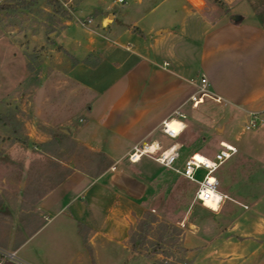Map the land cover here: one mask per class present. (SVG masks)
Segmentation results:
<instances>
[{"label":"rangeland","instance_id":"rangeland-1","mask_svg":"<svg viewBox=\"0 0 264 264\" xmlns=\"http://www.w3.org/2000/svg\"><path fill=\"white\" fill-rule=\"evenodd\" d=\"M3 1L12 7L0 10L1 249L9 252L18 247L17 257L34 264H77L78 261L81 264H264V110L258 112L262 119L258 127L246 129L248 112L228 104L205 98L192 104L194 109L190 113L191 104L183 108L188 114L182 131L185 144L176 165H181L193 150L212 154L220 140L237 147V152L216 172L217 189L231 198L225 199L217 211L195 201L194 183L170 169L145 156L134 163L126 156L121 158V166L133 177H149V173L157 171L167 174L161 181L159 176L152 179L155 190L149 196L151 202L145 206L155 220L144 243L135 252L131 251L130 230H134L138 218L129 226L125 246L117 245L109 252L100 250L97 258L87 244L82 245L86 238L81 240L77 231L85 235L88 228L81 227L71 217V214L77 217L74 211L83 202L81 194L71 200L81 183L68 189L67 183L62 184L44 199V204L51 200L49 208L42 212L34 209L33 201L65 172L62 163L87 167L99 160L97 155L91 156L74 145L59 130L74 124L85 127L80 119L88 118V114L86 108L79 107L85 100L83 97L91 95L81 90L66 73L74 61L67 49L79 55L86 49L81 42L75 46L69 42L68 48L64 45L68 37L84 39L94 34L93 30L100 24L95 22L101 5L105 7L112 0H58L55 8L45 0H28L26 9L14 7L18 0H0V3ZM179 3V0H124L114 3L113 11L122 20L148 29L180 20V13L168 11L171 5ZM186 3L194 11L192 16L206 20V24L224 13L216 4L211 9L213 3L208 0H186ZM228 3L234 14L249 19L252 12L264 26V0H250L249 4L240 5H235L234 0ZM87 8L93 10L88 12ZM109 10L101 14L106 15ZM189 36L190 31L186 32L183 43L192 46L190 40H185ZM196 59L192 46L185 61L193 67L192 77L198 73L193 66ZM150 76L146 81L130 85L122 79L108 95L100 96L107 104L126 87L121 99L126 106L118 103L113 106L104 123L111 130L100 123L104 140L120 133V129L126 130L137 117L142 116L144 120L157 117L159 107H153L145 118V110L152 103L167 104L161 90L156 93L152 90ZM185 77L183 74L179 86L187 96L196 88ZM103 107L100 104V113ZM144 123L147 128L141 134L152 125L149 120ZM157 134L158 128L150 136ZM203 174L204 170L199 169L195 177L201 179ZM162 233L168 235L160 241Z\"/></svg>","mask_w":264,"mask_h":264},{"label":"crops","instance_id":"crops-1","mask_svg":"<svg viewBox=\"0 0 264 264\" xmlns=\"http://www.w3.org/2000/svg\"><path fill=\"white\" fill-rule=\"evenodd\" d=\"M179 1V4L171 5L168 11L170 14L180 13V20L165 26L142 29L135 22L124 21L116 16L113 8L117 1L112 0L105 7L101 5L100 16L95 22L100 24L93 30L94 34H88L84 39L68 37L65 41L64 46L67 48L68 45L71 46L70 43L75 46L81 42L86 49L81 50V55L76 54L73 49H67L74 61L66 73L81 90L91 95L83 97L85 100L79 107L86 108L88 114V118L80 119L85 127L82 129L77 124L70 125L66 127L69 133H62L89 155H97L99 160L89 163L87 167L62 163L61 168L65 172L61 179L50 184L47 190L33 201V207L39 212L45 211L49 208L51 200L45 204L43 201L54 189L65 183L67 189L81 183L78 191L71 195V200L81 194L84 196L83 202L74 211L77 217H73L72 214L71 217L78 225L80 223L81 227L88 228L85 235L83 232L80 233V230L77 232L81 240L86 238V242L81 241L82 245L87 244L96 252L97 258L100 257V250L109 252L117 245L125 246L130 224L143 216L148 209L145 204L151 202L149 196L155 190L152 179L159 176L158 180L161 181L167 176L157 171L149 173V177L148 175L133 177L123 169L120 160L126 156L135 142L158 140L163 144L169 143L170 140H166L159 131L157 135L151 137L152 131L176 108L180 107L184 111V106L191 104L189 113L194 109L192 108L194 104L188 101L193 92L184 96L179 86L183 74L186 76L184 80L195 88L200 83V78L205 77L207 89L220 98L219 102L232 108L248 113L264 110V26L257 21L252 12L249 13V19L237 14L239 19L232 20L234 12L228 3L229 0H224L226 4L228 3L229 11H224L212 21L208 20L207 24L206 20L201 21L192 16L191 13L194 11L186 0ZM249 2L250 0H234L235 5ZM211 7L215 9L217 6L213 3ZM105 9L110 10L106 15H102L101 11L105 12ZM86 10L91 12L93 8ZM188 31L191 36L185 40L191 41L197 55L193 66L197 68L199 74L197 73L195 77L191 75L193 67L185 63L192 49L191 44L183 43ZM91 56L94 59L90 58ZM84 59L88 62H84ZM149 74H151L149 85L155 93L162 91L167 104L164 106L152 103L145 110V118L153 107H159L161 111L156 112L158 115L155 118H146L152 125L143 134L141 133L147 125L144 123L146 120L140 116L131 121L126 130L120 129L121 132L112 135L110 140L107 138L104 140V134H100V123L107 130H111L104 123L111 115L113 106L118 104L126 106L121 102L126 87L123 86L121 93L109 99L107 104L102 102L100 96L108 95L122 79L130 85L131 82L134 84L146 81ZM90 99L92 103L89 104ZM100 104L104 106L101 113ZM141 126L143 128L139 129ZM182 133L178 140L183 147L185 138ZM63 206L64 204L57 210L60 211ZM77 264L81 262L78 261Z\"/></svg>","mask_w":264,"mask_h":264},{"label":"built area","instance_id":"built-area-1","mask_svg":"<svg viewBox=\"0 0 264 264\" xmlns=\"http://www.w3.org/2000/svg\"><path fill=\"white\" fill-rule=\"evenodd\" d=\"M116 1L123 2L124 0ZM205 84L206 78L201 77L200 83L188 98L190 103L198 104L205 98L214 101L220 100L219 97H216L207 89ZM248 115L250 117L244 124L246 129L256 128L262 122L258 112L250 111ZM185 118V112L180 107L176 108L170 116L163 118L158 124V131L162 136L170 140L169 143L163 144L158 140L135 142L126 153V157L132 163L139 161L143 156L148 157L163 167L170 169L173 173L194 183V200L205 208L217 211L225 199L231 198L217 189L216 172L226 160L237 152V148L229 142L220 140L217 149L212 154L193 151L182 160L181 165H176V162L181 157L182 143L178 140V137L185 128ZM173 122L179 125L175 128L172 126ZM199 169L204 170L201 179L195 177ZM16 253V250L6 252L0 249V264H5L6 261H10L12 264H34L17 257Z\"/></svg>","mask_w":264,"mask_h":264},{"label":"trees","instance_id":"trees-1","mask_svg":"<svg viewBox=\"0 0 264 264\" xmlns=\"http://www.w3.org/2000/svg\"><path fill=\"white\" fill-rule=\"evenodd\" d=\"M38 0H31V2H36ZM49 5L53 6L55 8V5H58V0H45ZM211 1L213 3H215L216 5H218L221 9H223L225 12L229 11V8L226 4V2L224 0H208ZM30 2L28 0H18L16 1L14 7L16 9H26L28 4ZM10 4L8 2H1L0 3V10L5 11L6 9H8V7H12L9 6ZM258 18V16H257ZM84 62H88L87 59L83 60ZM1 119V116H0ZM196 151V150H193ZM191 151V152H193ZM190 152V153H191ZM189 153V154H190ZM187 156V155H186ZM185 156V157H186ZM61 179V177L58 179V181ZM195 185V184H194ZM185 193V191H183ZM155 220V217L153 214H151L148 211H145L143 216L137 220L136 226L133 228L134 230H130V242H131V251L135 252L138 250V248L144 243L145 239L147 238L146 235L149 231V229L151 228V224L152 222ZM133 231H135V234L133 233ZM134 234V235H133ZM168 234H160L159 235V240L162 241L164 237H166Z\"/></svg>","mask_w":264,"mask_h":264},{"label":"water","instance_id":"water-1","mask_svg":"<svg viewBox=\"0 0 264 264\" xmlns=\"http://www.w3.org/2000/svg\"><path fill=\"white\" fill-rule=\"evenodd\" d=\"M231 18H232V20L239 19V15L234 14V15L231 16ZM59 130H60L61 132H64V133H69V130L66 129V128H60Z\"/></svg>","mask_w":264,"mask_h":264},{"label":"bare ground","instance_id":"bare-ground-1","mask_svg":"<svg viewBox=\"0 0 264 264\" xmlns=\"http://www.w3.org/2000/svg\"><path fill=\"white\" fill-rule=\"evenodd\" d=\"M178 125H179V124H177V123H175V122L172 123V126H174L175 128H176Z\"/></svg>","mask_w":264,"mask_h":264}]
</instances>
